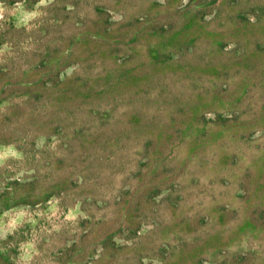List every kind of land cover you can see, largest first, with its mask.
Returning a JSON list of instances; mask_svg holds the SVG:
<instances>
[{"label": "rangeland", "instance_id": "1", "mask_svg": "<svg viewBox=\"0 0 264 264\" xmlns=\"http://www.w3.org/2000/svg\"><path fill=\"white\" fill-rule=\"evenodd\" d=\"M0 264H264V0H0Z\"/></svg>", "mask_w": 264, "mask_h": 264}]
</instances>
